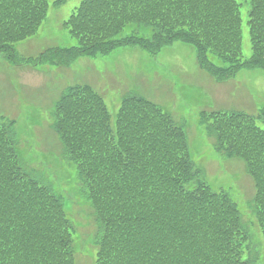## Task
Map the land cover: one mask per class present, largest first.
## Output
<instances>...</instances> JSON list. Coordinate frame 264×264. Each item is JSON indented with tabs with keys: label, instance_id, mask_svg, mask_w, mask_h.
<instances>
[{
	"label": "rangeland",
	"instance_id": "374dc122",
	"mask_svg": "<svg viewBox=\"0 0 264 264\" xmlns=\"http://www.w3.org/2000/svg\"><path fill=\"white\" fill-rule=\"evenodd\" d=\"M54 1H49L48 13L35 35L29 33L25 38L14 39L13 44L6 36L0 39V116H3L4 128L13 129L17 139L13 151L6 152L0 138V242L3 243L0 259L6 258L9 264H97L101 251V242L97 239L102 225L100 219L113 205L90 198L91 192L95 194L101 188L98 182L92 184L85 197L79 193L78 189H84L85 180L68 153L80 150L79 143L98 137L103 122L101 113L109 120V129H105L109 138L118 147L128 146L135 139L131 105L141 95L154 105L144 115V120L152 119V122L143 126L140 135H159L161 131L162 135H170L184 127L185 135L177 141L178 148L185 143L192 160L205 167L210 184L229 188L244 210L242 221L252 232L247 250L252 257L249 260L242 251L238 256L237 250L234 261L264 264V221L257 214L255 182L244 160L228 157L226 151L219 150L225 136L219 139L221 132L211 127L212 118L203 117L205 111L220 110L209 107L223 105L215 98L214 82L204 81L210 75L197 63L195 47L174 41V45L151 56L123 45L120 39L136 37L131 34L135 29L144 28L143 34L149 37H154L158 29L152 21L135 22L130 12L121 14L118 8H113L107 19L93 22L83 33L84 46L74 52L71 63L65 66L36 63L38 55L48 48L56 51L68 43L79 44L78 18L70 23L65 21L82 0H67L60 5ZM233 2L239 11L244 54L249 56L251 8L246 0ZM133 6L134 2L130 8ZM221 10L214 5L210 11L221 20ZM101 11L97 8L96 14ZM144 14L149 17L152 13ZM206 20L207 17L204 23ZM73 26L77 30H72ZM204 36L202 32V39L208 43ZM225 37L226 33L221 32L217 41L209 44L223 49ZM110 40L115 44L110 52L98 50V43L103 47ZM15 49L18 55L27 58L24 64L14 66L10 60ZM221 84L227 85L229 96L222 99L231 101L225 109L257 113L260 107L264 108L262 70H241ZM141 102L147 104V101ZM69 106L70 114L59 119L57 112ZM259 124L264 126V117L259 119ZM64 132L69 137L67 142L61 137ZM95 151L98 155L94 159L109 161ZM67 162V167H62ZM69 172L74 174L73 178ZM39 179L54 193H66L65 212L47 196L31 201L32 197L20 192L29 184L39 187L35 183ZM9 204V211L1 210ZM67 243L70 255L65 253Z\"/></svg>",
	"mask_w": 264,
	"mask_h": 264
},
{
	"label": "trees",
	"instance_id": "16d2710c",
	"mask_svg": "<svg viewBox=\"0 0 264 264\" xmlns=\"http://www.w3.org/2000/svg\"><path fill=\"white\" fill-rule=\"evenodd\" d=\"M49 1L0 0V39L6 36L12 43L29 33L35 35L48 13ZM96 1L86 0L74 17L94 13ZM135 1L138 3L131 8L130 17L133 15L137 22L152 21L158 31L154 37H124L120 39L123 45H136L139 50L156 54L173 40L195 44L199 51L198 63L209 73L210 78L207 75L205 78L214 82L212 88L215 91L223 90L221 83L234 78L241 70L264 72V0H251L252 55L247 59L242 38L240 40L239 11L233 0ZM61 2L53 3L59 5ZM227 3L230 4L227 6ZM149 5L153 7L148 9ZM214 5L222 9L221 20L210 11ZM144 12L152 14L147 17ZM206 17L208 21L204 23ZM103 20L98 18L95 24ZM71 29L77 30V26ZM84 32L81 29V35L76 36L78 45L68 43L56 51L48 48L38 55L36 63L46 66L71 63L74 52L84 46L81 37ZM202 32L208 43L202 39ZM221 32L226 33V45L223 49L212 47L209 43L216 42ZM23 34L25 36L21 37ZM112 41H107L103 47L98 43V50L110 52L115 47L110 43ZM10 58L15 65L27 61L16 53V49ZM139 99L131 105L135 139L128 146L118 147L114 139L109 138L110 134L105 131L109 129V120L101 113L103 122L98 137L79 143L80 150L68 153L75 159L77 170L85 180L84 189H78L79 193L85 197L92 184L98 182L101 188L95 194L91 192L90 198L113 205L100 219L102 225L97 239L101 242V251L97 264H230L236 258L237 250L238 256L242 251V255L251 260L252 254L247 250L252 232L242 221L244 210L235 196L225 186L210 184L205 167L192 160L185 143L178 148L177 141L185 135L183 126L170 135H162V131L159 135H140L143 126L152 122V119L144 120V115L154 103L141 95ZM141 100L147 104H142ZM69 108H62L57 117L70 114ZM203 117H207L206 120L212 118L211 127L221 132L219 139L225 136L219 150L226 151L228 157L245 161L257 189V214L264 221V128L242 113L209 110ZM2 118L0 116V138L5 151H13L14 131L4 128ZM66 135L65 132L61 134L65 142L69 140ZM95 149L101 158L106 156L109 161L94 159L98 155ZM105 151H108L106 155L103 154ZM68 164L63 163L62 167ZM69 173L73 178L74 174ZM20 192L32 197L31 201L47 196L63 212L67 208V196L63 191L54 193L47 186L29 184ZM10 206L3 205L1 210L9 211ZM68 244L65 253L70 255ZM2 247L0 242V253ZM0 264L9 262L6 258L0 259ZM231 264H243V261L236 259Z\"/></svg>",
	"mask_w": 264,
	"mask_h": 264
}]
</instances>
